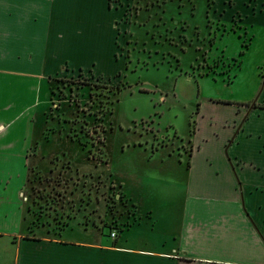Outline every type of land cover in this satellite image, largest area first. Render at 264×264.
I'll list each match as a JSON object with an SVG mask.
<instances>
[{"label":"rangeland","instance_id":"374dc122","mask_svg":"<svg viewBox=\"0 0 264 264\" xmlns=\"http://www.w3.org/2000/svg\"><path fill=\"white\" fill-rule=\"evenodd\" d=\"M221 2L110 0L112 9L123 10L117 25L100 24L105 32L118 27L115 61L102 70L62 68L60 76H39L31 89L21 87L14 108L3 109L6 118L20 114L17 131L31 142L26 152L18 151L19 159H12V150L0 159V174L25 177L26 170L28 178L32 168L40 224L48 222L60 233L65 221L84 222V211H76L82 204L89 217L84 223L109 231L114 220L106 212H131L128 199L140 205L143 217L136 234L157 237L161 224H179L181 216L166 206L180 212L187 203L190 156L205 144L198 134L206 120L197 107L209 98L264 97V23L247 20L245 28L241 14L227 16ZM211 138L208 146L219 162L226 158L223 140ZM198 155L202 159L203 149ZM223 174L208 182L222 185ZM149 205L163 213L153 225L141 210Z\"/></svg>","mask_w":264,"mask_h":264},{"label":"crops","instance_id":"0c3cea01","mask_svg":"<svg viewBox=\"0 0 264 264\" xmlns=\"http://www.w3.org/2000/svg\"><path fill=\"white\" fill-rule=\"evenodd\" d=\"M220 4L229 17L241 14L245 28L247 20L264 23V0H222ZM110 5V0H0V159L5 160L10 150L12 159H19L18 151L29 149L25 146L31 141L17 131L20 114L9 118L2 114L15 106L23 85L31 89L39 76L56 77L63 69L78 71L96 65L102 70L115 61L118 27L105 32L100 24L117 25L123 10ZM217 100L209 98L197 107L196 113L206 120L203 133L197 127L199 141L205 144L194 147L190 156L193 176L186 183L187 203L180 212L166 206L181 216L179 224L172 228L161 224L163 233L157 237L136 234L143 228V217L140 205L127 198L131 212H106L118 223L116 237L106 228L84 223L89 217L80 209L82 204L76 211H84V222L65 221L57 233L52 224L37 222L33 213L37 206L32 200L36 196L32 168L28 178L26 170L25 177L14 171L9 177L1 173L0 264H264V97ZM211 137L223 140L226 158L219 162L208 146ZM202 149V159H197ZM223 173L222 185L208 182ZM38 178L46 182L45 177ZM155 207L141 208L148 215L147 224L160 222L154 217L163 213Z\"/></svg>","mask_w":264,"mask_h":264},{"label":"trees","instance_id":"16d2710c","mask_svg":"<svg viewBox=\"0 0 264 264\" xmlns=\"http://www.w3.org/2000/svg\"><path fill=\"white\" fill-rule=\"evenodd\" d=\"M243 53V52H242ZM241 62V61H240ZM241 65V63H239V66ZM232 81V79L230 80V82ZM190 165V164H189ZM123 196V194H120V197H122ZM49 208V207H48ZM35 215H37L38 216V221L37 222H40V220H39V217H40V214L37 212V210H35L34 209V212H33ZM38 213V214H37ZM122 223V225H127L126 223H125V221L123 222H121ZM114 229H116V230H118V223L116 224L115 222H114V226H112L111 228H109V231H110V233H111V231L112 230H114ZM33 231V230H32ZM111 235V234H110Z\"/></svg>","mask_w":264,"mask_h":264},{"label":"built area","instance_id":"2783aa9c","mask_svg":"<svg viewBox=\"0 0 264 264\" xmlns=\"http://www.w3.org/2000/svg\"><path fill=\"white\" fill-rule=\"evenodd\" d=\"M110 234H111L112 237H116L118 233H117V230L114 229V230L111 231Z\"/></svg>","mask_w":264,"mask_h":264}]
</instances>
